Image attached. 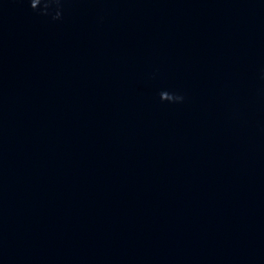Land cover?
Segmentation results:
<instances>
[{
  "label": "water",
  "instance_id": "95a60500",
  "mask_svg": "<svg viewBox=\"0 0 264 264\" xmlns=\"http://www.w3.org/2000/svg\"><path fill=\"white\" fill-rule=\"evenodd\" d=\"M0 264H264V0H0Z\"/></svg>",
  "mask_w": 264,
  "mask_h": 264
},
{
  "label": "clouds",
  "instance_id": "9594fccd",
  "mask_svg": "<svg viewBox=\"0 0 264 264\" xmlns=\"http://www.w3.org/2000/svg\"><path fill=\"white\" fill-rule=\"evenodd\" d=\"M30 7L33 10L40 9L41 14H45L47 10L52 6V5H58L59 0H29ZM60 16L59 11L56 12L55 16H53V19H58ZM181 99L180 97H178Z\"/></svg>",
  "mask_w": 264,
  "mask_h": 264
}]
</instances>
